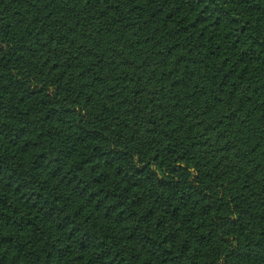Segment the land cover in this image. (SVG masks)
I'll return each instance as SVG.
<instances>
[{"label":"trees","instance_id":"trees-1","mask_svg":"<svg viewBox=\"0 0 264 264\" xmlns=\"http://www.w3.org/2000/svg\"><path fill=\"white\" fill-rule=\"evenodd\" d=\"M0 264H264V0H0Z\"/></svg>","mask_w":264,"mask_h":264}]
</instances>
